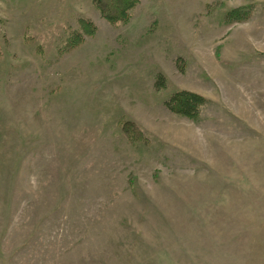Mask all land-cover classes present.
<instances>
[{
    "label": "rangeland",
    "instance_id": "obj_1",
    "mask_svg": "<svg viewBox=\"0 0 264 264\" xmlns=\"http://www.w3.org/2000/svg\"><path fill=\"white\" fill-rule=\"evenodd\" d=\"M132 1L0 0V264H264V0Z\"/></svg>",
    "mask_w": 264,
    "mask_h": 264
},
{
    "label": "trees",
    "instance_id": "obj_2",
    "mask_svg": "<svg viewBox=\"0 0 264 264\" xmlns=\"http://www.w3.org/2000/svg\"><path fill=\"white\" fill-rule=\"evenodd\" d=\"M133 5L134 1L129 2V0H127L123 5H120V7L117 8L111 4L110 0H107L106 6L102 5L103 7L101 11L103 15L109 20L117 21L119 18H121V16H124V19H126L128 16V14L125 15L126 11L129 10ZM156 85H161L160 81H157ZM206 100L207 99L203 95L197 92L189 90H177L167 101V104L177 113L194 118L199 113L200 106L204 104Z\"/></svg>",
    "mask_w": 264,
    "mask_h": 264
}]
</instances>
